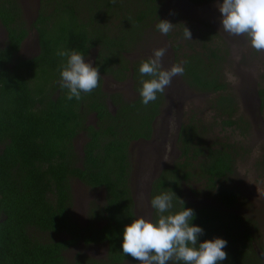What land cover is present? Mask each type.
Here are the masks:
<instances>
[{
  "label": "trees",
  "instance_id": "16d2710c",
  "mask_svg": "<svg viewBox=\"0 0 264 264\" xmlns=\"http://www.w3.org/2000/svg\"><path fill=\"white\" fill-rule=\"evenodd\" d=\"M216 1L189 0L191 7ZM164 7L165 0H41L29 29L19 0H0V22L7 33L0 49V264L137 261L121 247L125 225L136 219L128 188L131 148L153 139L167 93L143 105L138 90L140 81L149 77L141 76L139 66L148 58L128 57L142 47L149 31L159 33L155 26L165 20ZM33 29L40 51L25 59L19 52ZM192 30L196 36L191 40L184 38V30L181 36L176 33L172 49L176 63L185 69L180 78L190 90L208 97L215 122L205 124L192 115L181 126L179 159L155 182L152 198L173 191L184 205L174 196L170 212L183 206L194 210L191 223L204 230L199 242L225 239L228 259L222 264H260L253 246L257 222L237 215L239 194L224 185L245 148L215 134L218 127L248 137L252 127L239 116V102L225 77L230 47L211 23ZM166 36L174 37L172 31ZM59 50L79 52L85 60L96 51L100 86L82 93L80 101H68L67 90L59 87V66L65 60L57 55ZM104 76L118 85L130 84L135 97L128 100L121 91L106 92ZM258 97L263 111V89ZM81 136L85 142L79 153L75 140ZM72 179L106 193L103 204L92 203L84 225L71 215ZM191 183L214 194L220 208L187 202L182 190ZM37 233L61 239L45 241ZM82 245H106L107 260L79 253L69 261L66 253Z\"/></svg>",
  "mask_w": 264,
  "mask_h": 264
},
{
  "label": "rangeland",
  "instance_id": "374dc122",
  "mask_svg": "<svg viewBox=\"0 0 264 264\" xmlns=\"http://www.w3.org/2000/svg\"><path fill=\"white\" fill-rule=\"evenodd\" d=\"M36 1L19 0L27 27L32 25L36 15ZM86 3L88 2L86 1ZM220 3H223V0H218L203 7H191V5L185 4L183 0H165L163 17L174 25L172 29L173 39L151 30L148 32L142 47L128 58L130 61L139 57L149 58L152 56L154 49L163 47L167 49V52L163 57L162 65L165 69H168L173 64H178L175 61V54L172 49L173 44H176V33L181 36L182 32L180 31L186 27L190 32L192 31L191 36L195 38L196 33L192 29L201 28L202 23H211L227 41L230 47V61L225 70V77L239 102V116L248 120L252 127L248 137H241L240 131L237 130L222 132L218 127H215V134L222 138L228 137L231 141L245 148L242 157L238 158L236 162L233 175L229 177L224 185L231 187L239 194L237 215L257 222L258 231H254L256 243L254 242L253 246L261 256L260 264H264V166L262 165L264 159V109L261 111V102L259 103L260 99L258 97V91L264 90V53L255 52L248 46L243 37H232L222 31V15L217 7V4ZM177 17L181 19V23H178ZM179 24H182V26ZM29 35L21 52L23 51V54L27 57H32L38 51L37 34L35 30H32ZM6 42L7 33L0 22V49L5 47ZM95 53L94 50L85 62H90ZM130 86V84L118 85L109 78L104 80V90L106 92L121 91L128 100L135 97ZM165 91L167 102L161 116L157 119L155 137L149 143L134 144L131 148L132 164L139 172L137 176L139 187L137 189H140V194L137 195L136 199L139 204L137 214L139 217L146 219L148 218L145 215L150 211L144 204L146 202V200H143L145 194L143 195L141 192L148 189L147 184L151 181L155 165L158 164L156 160L165 159L166 157L167 161L172 162L179 159L177 145L179 132L181 126L186 124L192 115L200 117L205 124L215 122L213 119L214 114L208 110V97L190 90L180 76L174 77ZM92 122H95L94 118H92ZM84 142L83 136L75 142L79 153H81ZM142 161H146L145 165L151 166L147 172L145 167L141 165L143 164ZM167 163L165 162V164ZM149 171L151 173H148ZM133 178V181L136 180L135 176ZM71 186L73 190L72 218L80 224H84L92 203L103 204L105 194L102 190L93 191L82 183L75 182V180L71 181ZM182 192L184 199L191 204L220 208L217 197L198 184L186 185ZM39 234L37 233V236L45 241L56 239L52 234ZM234 248L235 246H233V251ZM79 253L99 261L107 260L106 245L78 248L77 251L72 250L67 254L68 260L73 261L76 258L75 255ZM222 263L223 261L220 262V264Z\"/></svg>",
  "mask_w": 264,
  "mask_h": 264
},
{
  "label": "clouds",
  "instance_id": "9594fccd",
  "mask_svg": "<svg viewBox=\"0 0 264 264\" xmlns=\"http://www.w3.org/2000/svg\"><path fill=\"white\" fill-rule=\"evenodd\" d=\"M114 2V0H113ZM222 15V31L232 37H243L248 46L257 53H264V0H223L217 4ZM167 20H159L156 29L167 35L173 29ZM184 38L191 40V32L184 27ZM166 48L154 49L152 56L141 61L139 73L149 79L140 81L141 103L147 106L156 101L157 94H164L176 76H183L182 64H173L165 69L162 65ZM57 55L65 58L59 66V87L66 91V99L80 101L82 93L90 94L100 86L98 67L85 62V57L76 51L59 50ZM167 161V158L164 159ZM175 193L163 192L150 200L157 219L144 217L133 219L123 230L122 252L139 261V264H220L228 259L224 251L227 241L214 238L199 242L204 230L191 223L195 213L185 208L171 213ZM182 205L184 201L178 198Z\"/></svg>",
  "mask_w": 264,
  "mask_h": 264
},
{
  "label": "flooded vegetation",
  "instance_id": "af4514ba",
  "mask_svg": "<svg viewBox=\"0 0 264 264\" xmlns=\"http://www.w3.org/2000/svg\"><path fill=\"white\" fill-rule=\"evenodd\" d=\"M184 2V1H183ZM185 3V2H184ZM36 4H37V12H36V15H35V17H34V19H33V23L37 20V18H38V12H39V9H40V7H41V0H37L36 1ZM186 4V3H185ZM32 23V24H33ZM30 27H32V25H29L28 26V28L30 29ZM34 30V29H33ZM35 32H36V30H35ZM36 34H37V32H36ZM30 36V35H29ZM29 36H28V38H29ZM38 36V35H37ZM28 38L22 43V48H23V46L25 45V43H26V41L28 40ZM22 48H21V50H22ZM21 50H20V52H19V55L21 56V57H23V58H25V59H31V58H33V57H35V56H37L38 55V53H39V51H40V48H39V44H38V39H37V52H36V54L35 55H33L32 57H27V56H25L24 54H23V51L21 52ZM93 52V51H92ZM91 55H92V53H91ZM90 55V56H91ZM96 58V53H95V55L93 56V58H92V60L90 61L91 63H92V66L94 67L95 66V59ZM112 79L111 77H106V76H104L103 77V79L104 80H106V79ZM114 82V81H113ZM115 83V82H114ZM109 106H110V108H113L112 107V104L111 103H109ZM92 118H94V117H91L90 118V123L91 124H94L95 122H92ZM95 119V118H94ZM157 124V120L155 121V123H154V126H153V128H154V133H153V138L155 137V125ZM82 137V136H81ZM153 140V139H152ZM151 140V141H152ZM77 141V139L75 140V142ZM145 143H149V142H145ZM174 146V145H173ZM172 146V147H173ZM83 148V147H82ZM164 148V147H163ZM174 148V147H173ZM162 149V148H161ZM160 149V150H161ZM130 174H129V180H128V188H129V194H130V196L132 197V200H133V205H134V207H133V213L136 215V218H138L139 216H138V214H137V211H138V208H139V204L137 203V201H136V199H137V195H139L140 194V192H139V190L140 189H137V187H139V185L137 184L138 182H139V180H137L138 179V170H136L135 169V167L133 166V160L132 159H130ZM143 162V164H141V165H143V167H145V170H146V172L149 170V167H151V166H149V165H145V163H146V161H142ZM158 162V164H156L155 166V170H153V169H151V170H153V175H152V177H151V181L150 182H148V184H147V190L144 192V191H142L141 192V194H145L144 196H143V200H146V202L144 203L145 205H146V207H148L149 208V211H150V213L148 212V214H146L145 216H147V218L148 219H150V220H152L153 221V214H154V209H152V207H151V205H150V200H151V198H152V194L154 193V184H155V182L159 179V177L162 175V173H163V171L165 170V169H169V168H173L174 167V163H175V161H165L164 159H158V160H156V163ZM165 162H168L167 164H165ZM171 162V163H170ZM170 163V164H169ZM144 173V172H143ZM148 173H151L150 171L148 172ZM133 176H135V178H136V180H134L133 181ZM73 180H75V179H72V181ZM75 182H79L78 180H75ZM94 191V190H93ZM103 191V190H102ZM104 192V191H103ZM156 193H158V192H156ZM104 200H105V198H106V193L104 192ZM72 195H73V190H72ZM142 197V196H141ZM73 202V201H72ZM218 209V208H217ZM72 210V209H71ZM85 224V223H84ZM83 224V225H84ZM37 235V234H36ZM40 235V234H39ZM42 235V234H41ZM56 238V240L57 239H61L60 237H55ZM94 246H97V245H94ZM87 246H83L82 245V247L81 248H86ZM90 247V246H89ZM74 250H76L77 251V249H74ZM70 251H72V250H70ZM69 251V252H70ZM69 252H67L66 253V256H67V254L69 253ZM107 254H108V248H107ZM75 256H77V254L75 255ZM130 262V263H129ZM127 263H129V264H139V261L137 260V261H134L133 259H127Z\"/></svg>",
  "mask_w": 264,
  "mask_h": 264
},
{
  "label": "water",
  "instance_id": "95a60500",
  "mask_svg": "<svg viewBox=\"0 0 264 264\" xmlns=\"http://www.w3.org/2000/svg\"><path fill=\"white\" fill-rule=\"evenodd\" d=\"M186 4L192 5V3L189 2V0H183ZM39 44V43H38ZM260 103V101H259Z\"/></svg>",
  "mask_w": 264,
  "mask_h": 264
}]
</instances>
